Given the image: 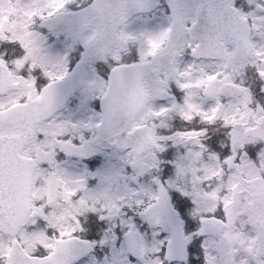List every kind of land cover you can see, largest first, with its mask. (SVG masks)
<instances>
[{
  "label": "snow or ice",
  "instance_id": "6c2138e0",
  "mask_svg": "<svg viewBox=\"0 0 264 264\" xmlns=\"http://www.w3.org/2000/svg\"><path fill=\"white\" fill-rule=\"evenodd\" d=\"M0 264H264V0H0Z\"/></svg>",
  "mask_w": 264,
  "mask_h": 264
}]
</instances>
